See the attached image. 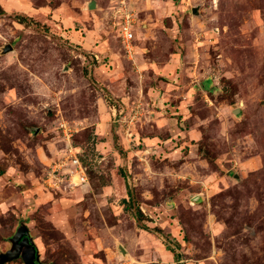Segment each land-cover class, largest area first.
Wrapping results in <instances>:
<instances>
[{
  "label": "rangeland",
  "instance_id": "1",
  "mask_svg": "<svg viewBox=\"0 0 264 264\" xmlns=\"http://www.w3.org/2000/svg\"><path fill=\"white\" fill-rule=\"evenodd\" d=\"M91 1L0 0V254L264 264V0Z\"/></svg>",
  "mask_w": 264,
  "mask_h": 264
},
{
  "label": "water",
  "instance_id": "2",
  "mask_svg": "<svg viewBox=\"0 0 264 264\" xmlns=\"http://www.w3.org/2000/svg\"><path fill=\"white\" fill-rule=\"evenodd\" d=\"M95 0L89 3V7H95ZM194 11H196L194 9ZM12 49V45L5 48V51ZM12 248L0 254V264H5L13 259L22 257L25 264H45L41 263L39 249L30 234L29 228L21 224L14 236L11 238ZM123 254H127L124 248L121 249Z\"/></svg>",
  "mask_w": 264,
  "mask_h": 264
},
{
  "label": "built area",
  "instance_id": "3",
  "mask_svg": "<svg viewBox=\"0 0 264 264\" xmlns=\"http://www.w3.org/2000/svg\"><path fill=\"white\" fill-rule=\"evenodd\" d=\"M131 15L132 14H129L126 10V12L123 13V19L120 23L121 34L123 37V41L126 44V48H128L127 50H131V48L133 47L131 41L134 38L135 18H132ZM75 161H77V160H75ZM74 164L77 166V168L72 170V173H76L75 174V177L77 178L76 182H85L86 177H85V174H84L82 167L77 162H75ZM123 264H133V262L126 260Z\"/></svg>",
  "mask_w": 264,
  "mask_h": 264
},
{
  "label": "trees",
  "instance_id": "4",
  "mask_svg": "<svg viewBox=\"0 0 264 264\" xmlns=\"http://www.w3.org/2000/svg\"><path fill=\"white\" fill-rule=\"evenodd\" d=\"M2 12V8L0 7V13ZM2 170L0 169V175L2 174Z\"/></svg>",
  "mask_w": 264,
  "mask_h": 264
},
{
  "label": "bare ground",
  "instance_id": "5",
  "mask_svg": "<svg viewBox=\"0 0 264 264\" xmlns=\"http://www.w3.org/2000/svg\"><path fill=\"white\" fill-rule=\"evenodd\" d=\"M128 254H126V256H127Z\"/></svg>",
  "mask_w": 264,
  "mask_h": 264
},
{
  "label": "flooded vegetation",
  "instance_id": "6",
  "mask_svg": "<svg viewBox=\"0 0 264 264\" xmlns=\"http://www.w3.org/2000/svg\"><path fill=\"white\" fill-rule=\"evenodd\" d=\"M41 263H43V262H41Z\"/></svg>",
  "mask_w": 264,
  "mask_h": 264
}]
</instances>
